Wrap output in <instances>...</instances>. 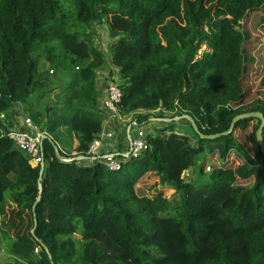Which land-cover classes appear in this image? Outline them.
Returning <instances> with one entry per match:
<instances>
[{"label": "trees", "instance_id": "obj_1", "mask_svg": "<svg viewBox=\"0 0 264 264\" xmlns=\"http://www.w3.org/2000/svg\"><path fill=\"white\" fill-rule=\"evenodd\" d=\"M104 16L121 113L131 114V126L187 115L193 132L154 127L138 155L114 152L116 169L102 155L85 162L104 119L95 81L106 56L91 27ZM258 26L264 0H0V114L32 98L49 135L36 163L0 133V231L9 255L0 264H264L261 119L242 116L227 133L199 134L228 129L244 111L264 117V98L247 100L245 85L264 58ZM249 122L253 152L234 134ZM230 151L241 155L234 166ZM199 157L198 177L186 179ZM147 171L160 184L153 194L136 192Z\"/></svg>", "mask_w": 264, "mask_h": 264}, {"label": "rangeland", "instance_id": "obj_2", "mask_svg": "<svg viewBox=\"0 0 264 264\" xmlns=\"http://www.w3.org/2000/svg\"><path fill=\"white\" fill-rule=\"evenodd\" d=\"M106 19L107 18H105V16H104V18H103V20L101 22L93 21L92 24H91V27H92V31H93L92 41H93L94 45L97 48H99L101 51H103L105 56H107V59H108L109 58V55H108L109 54L108 44L112 40V38L109 36V31H108V26H107ZM256 33H259L258 35H261L259 41L263 42L264 41V38H263L264 36H262V35H264L263 34L264 33V28L262 26H258V29L256 30ZM252 34L254 35L253 32H252ZM258 52L260 54L259 56L264 57V45L260 49V51H258ZM261 60H262V63L258 64V65H261V66H258V70L262 69V72L259 75H257V71L258 70L254 71L253 73L250 74V78L246 79L245 85H246V88L248 90V95L246 97L247 100L251 99V98H253L255 96H260V95L264 98V58H262ZM40 65H41L42 69H44V66L46 67L48 65V63L46 61L40 60L39 66ZM108 67H110L109 60H107L103 64V66H101V68L98 71V75L102 79V80L99 79L100 81H103L104 78H107V83L109 81H111V80H115V78L110 77V76L113 75V72ZM113 68L115 69V67H113ZM109 70H110V72H109ZM116 70H117V68H116ZM59 76H61V75H59ZM118 76H115L116 80L119 79ZM60 80L62 82L64 81L63 76L60 77ZM60 80H58V82L61 83ZM57 91H58V88H55V89L51 90L49 92L48 96H50L52 98H55V95H56ZM31 97H32V95H31ZM32 104H33V108H36V104L37 103H36V101L34 99H33ZM31 110L33 112L37 113L36 110L35 111H34V109H31ZM32 111H30V112H32ZM130 119H131L130 117H128L126 119V121L124 122V126L128 125L127 123H128V121ZM166 124H172L174 130H182V131L188 132L191 135H193L192 129H191L187 119L182 118V117H179V118L173 119V120H166V118H164V120H149V121L143 123L142 126H143V129L145 131H147V130L151 131V130L154 129V127L161 126V125H166ZM251 125H252L251 122H249V124L245 128L236 127L235 130H234V134H235L236 138L239 141L244 143L246 145V147L251 152H253L252 146H251V142H250V140L248 138L249 137L248 136L249 135V131H251ZM111 137H113V136H111ZM111 137H108V138L110 139ZM115 151L116 150H113L111 152H115ZM120 151H123V150H120ZM210 156L214 160L213 164L214 163L216 164V162L219 160L218 155L212 153ZM240 156L241 155L234 154L233 151H230L228 153V155H227L228 161H229L228 165H230V166L236 165V163L239 160H241ZM200 162H201V158L199 157L194 166L186 168V170L184 171V177L186 179L198 177L197 168H198V165L200 164ZM209 163H207V165H209ZM205 170L206 171L209 170V167L208 168L206 167ZM249 179L250 178H239L238 177L236 180L239 183L246 184V183H248ZM159 187H160V184L157 183V176L152 171H147V172L143 173L140 176V178L138 179V181L135 183L136 192H138V193L153 194L155 191L158 190ZM163 192H164V194L166 196L172 198V190L171 189H169L168 187H165V188H163ZM74 235L77 236V237L79 236L78 233H74ZM1 237H4V236H3V234L0 231V238ZM0 244L3 245L2 247L4 249H6L8 247V243H6L4 240H0ZM4 251H6V250H4ZM0 256H1L0 262H3L4 260H6L5 259V255L3 253H0Z\"/></svg>", "mask_w": 264, "mask_h": 264}, {"label": "built area", "instance_id": "obj_3", "mask_svg": "<svg viewBox=\"0 0 264 264\" xmlns=\"http://www.w3.org/2000/svg\"><path fill=\"white\" fill-rule=\"evenodd\" d=\"M121 94V90L117 83L112 80L107 83L105 93L101 99V106H99L104 112L103 126L99 134L92 138L88 145L87 153L90 155L89 158H86L88 161H93L100 156L98 154V150L102 139L104 137L113 136L115 128H112V125L115 122L116 124L119 123L123 118V114L119 109ZM132 126L134 127L133 132L129 133L130 131H127L126 150L115 151L116 153L121 152L123 156L127 157L136 156L147 147L146 134L149 132V130L145 131L142 125L136 126L134 124ZM0 133L7 135L17 146H20L26 150L34 162L38 163L42 160L41 137L44 133V130L37 127L31 116L27 115L24 117L22 127L6 129L0 126ZM112 153L113 156L102 155L101 158L109 168L116 169L120 167L121 162L119 159L114 157V152ZM125 153L127 154L125 155ZM82 157L83 156L81 155V158Z\"/></svg>", "mask_w": 264, "mask_h": 264}, {"label": "crops", "instance_id": "obj_4", "mask_svg": "<svg viewBox=\"0 0 264 264\" xmlns=\"http://www.w3.org/2000/svg\"><path fill=\"white\" fill-rule=\"evenodd\" d=\"M107 60L108 59L106 56V61ZM109 64H110V62H109ZM113 67H115V66H112L111 64H110V67H108V68L112 69V72H113V75L112 76L109 75V76L112 78H116L115 76H118L119 74L116 70V67H115V69ZM100 68H98V70H97L96 81H95V85H96V89H97L98 105L100 104L99 106H101V99L105 93L106 85H107V78H104L103 81L99 80V79H101V77L98 75V71ZM32 102H33L32 98H27L23 102L14 103L9 109L5 110L2 114H0V126L2 128H6V129L7 128L22 127L24 117L29 115L32 117V119L36 123L37 127L44 130V125H45L44 115L41 112H39L36 108H33ZM30 108L34 109V111L36 110L37 113L33 112ZM30 111H32V112H30ZM122 116H123V118L121 119V121L119 123L116 124V122H115L112 125V128H115L113 137H111L110 139L108 137H104L102 139V142H101V144L99 146V150H98L99 155H105V154H107L113 150H116V151H120V150L125 151L126 150V144H127V134L126 133H127V131H130V133H132L134 130V127L130 126L131 124L129 123V121L127 123L128 125L124 126V122L126 121V119L128 117L131 118V114H123ZM182 118H185V116H182ZM152 120H159V119L153 118ZM176 131L185 132L182 130H176ZM74 152L75 151L73 150L72 153H74ZM86 161L88 163L90 162L88 160H85V162ZM3 219H4V216L0 215V222H2ZM0 240H3V237H1ZM2 246L3 245L0 244V253H3L5 255V259H8L9 255H8L7 249H4ZM4 250H6V251H4ZM1 256H0V258H1ZM9 260H10V258H9ZM3 262H0V263H3Z\"/></svg>", "mask_w": 264, "mask_h": 264}, {"label": "water", "instance_id": "obj_5", "mask_svg": "<svg viewBox=\"0 0 264 264\" xmlns=\"http://www.w3.org/2000/svg\"><path fill=\"white\" fill-rule=\"evenodd\" d=\"M184 115H185V114H184ZM185 116H187V115H185ZM242 116H257V117H259V118L261 119V121H260V123H259V125H258V127H257V129H256V131H255V136H256V141H257L258 144H259L260 150H261V152H262V154H263V156H264V142H263L262 137H261V134H262V127H263V124H264V117H263V113H262L261 111H259V110L244 111V112H241V113H237V114H235V115L232 117V120H231V122H230V125H229L228 129L223 130L222 132H216V133H211V134H204V133L199 132V134H200V136H202V137H215V136H217V135H219V134L227 133V132H229V131H231V130L233 129L234 122H235L238 118H240V117H242ZM192 125H193L194 129L197 130V127H196L195 123L193 122V120H192ZM44 137H49V135H47V134L44 132V133L42 134V137H41V138H44ZM52 143H53V145H54V149H55L56 155H57L58 157H60V158H63L64 155L60 152V148H59V146L57 145V143H56L54 140H52ZM126 154H127V153H125V155H126ZM105 155H106V156H108V155L113 156V153L110 152V153H107V154H105ZM76 158H78V159L81 158V155H77Z\"/></svg>", "mask_w": 264, "mask_h": 264}]
</instances>
